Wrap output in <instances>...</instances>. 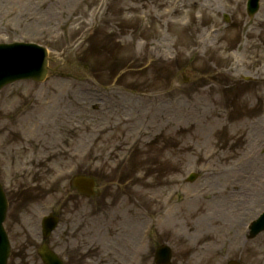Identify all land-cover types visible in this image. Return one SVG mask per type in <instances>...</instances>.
<instances>
[{
    "label": "rangeland",
    "instance_id": "1",
    "mask_svg": "<svg viewBox=\"0 0 264 264\" xmlns=\"http://www.w3.org/2000/svg\"><path fill=\"white\" fill-rule=\"evenodd\" d=\"M245 3L0 0V41L46 46L51 69L43 82L0 90L8 264H42L38 220L50 207L60 223L49 242L70 264H155L162 242L172 264H215L222 253L198 247L228 245L235 226L264 210V0L252 17ZM158 105L165 112L153 115ZM74 173L95 176L94 196L69 187ZM225 187L241 213L198 221ZM253 241L263 245L264 232ZM230 245L223 252L264 264V248L250 253L246 242L240 257Z\"/></svg>",
    "mask_w": 264,
    "mask_h": 264
},
{
    "label": "bare ground",
    "instance_id": "2",
    "mask_svg": "<svg viewBox=\"0 0 264 264\" xmlns=\"http://www.w3.org/2000/svg\"><path fill=\"white\" fill-rule=\"evenodd\" d=\"M172 11V10H171ZM167 11H165L166 13ZM173 12V11H172ZM171 109V108H170ZM165 112V108L161 107L160 105H158L157 107H155L152 111L153 115H158V114H163ZM185 113H187L186 110H184ZM250 143V142H249ZM217 152L215 151H211L209 152L208 150L204 151V157L209 159V162L213 159V157L216 155ZM255 156V154H254ZM250 161H247L246 163H249ZM241 169V168H239ZM216 174V173H215ZM232 174L234 176H236L237 178L240 177V174L236 171H233ZM248 183H250L251 185H254V177H252L251 175L247 178ZM232 181L227 180L225 182L226 186H232ZM259 184V183H258ZM260 185V184H259ZM232 188V187H230ZM216 193L214 196L207 198V212L202 214L203 216L201 218L198 219V221L205 223V222H210L212 224H217L218 222L225 224L227 221L222 220L220 217L216 216V214H218L220 211L221 212H226V213H231L230 215H235L236 211L231 209V205L234 204L235 200H233V203L228 201L226 198H224L223 193L226 192V187L224 189H217L215 190ZM187 201V200H186ZM239 201H241L239 199ZM215 208V211L211 214L209 212V209ZM174 209L170 208L169 210L166 211V213H172ZM234 211V212H233ZM163 219L165 221H167V219L169 220L171 216H167L166 214L163 215ZM165 222H161V219H158V224L159 225H164Z\"/></svg>",
    "mask_w": 264,
    "mask_h": 264
},
{
    "label": "water",
    "instance_id": "3",
    "mask_svg": "<svg viewBox=\"0 0 264 264\" xmlns=\"http://www.w3.org/2000/svg\"><path fill=\"white\" fill-rule=\"evenodd\" d=\"M252 6H255V0H252ZM13 46V45H12ZM12 46L9 47H5V48H12ZM23 48H28L32 53H34L35 55L32 56V60L30 62V64H27V68L25 69L26 72L25 74H23L22 76L19 77H33V78H42L44 76V73L46 71L45 68V59H44V52L41 48L32 45V44H22L21 45ZM87 183L89 185H91V180H88ZM5 201L4 198L2 196V191L0 189V229H1V222L4 218V214H5ZM53 225L52 222H49L47 224V230ZM0 234H2V231H0ZM3 244L4 241H2ZM6 249L3 252V255L0 257V264H4L5 261V256H6ZM43 256V258L46 260L47 264H56V257L49 251L44 250L43 253L41 254ZM58 264V263H57ZM60 264V263H59Z\"/></svg>",
    "mask_w": 264,
    "mask_h": 264
}]
</instances>
